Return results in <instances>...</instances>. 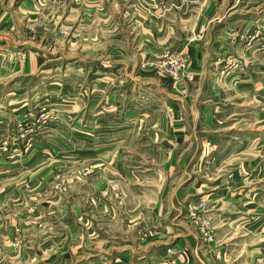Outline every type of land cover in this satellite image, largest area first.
I'll use <instances>...</instances> for the list:
<instances>
[{"label":"rangeland","instance_id":"1","mask_svg":"<svg viewBox=\"0 0 264 264\" xmlns=\"http://www.w3.org/2000/svg\"><path fill=\"white\" fill-rule=\"evenodd\" d=\"M126 1L0 0V264H264V0Z\"/></svg>","mask_w":264,"mask_h":264},{"label":"crops","instance_id":"2","mask_svg":"<svg viewBox=\"0 0 264 264\" xmlns=\"http://www.w3.org/2000/svg\"><path fill=\"white\" fill-rule=\"evenodd\" d=\"M92 1L100 2V0H89V2H92ZM150 1L151 0H127L126 1V2H128V4H127V17L130 16V18L126 24V27H128V29H130V30H127V32L129 33V36L133 37L134 40H137L139 42L143 41V40H149L152 36V33H167V32L182 33V31L188 33L189 31H193L192 25L194 26V24H193V16L194 15L192 13L183 12V13H181V15H179V14L172 15V16H175L174 17L175 24L174 23H168V21L170 19H168L167 17L170 18V15L166 16L165 19L160 18L158 21H155L154 19L152 20V18L147 13V11L150 10V8L148 9V7L150 6ZM164 1L169 4L175 0H164ZM111 4H113V3H111ZM107 5H108V3H105L106 7H107ZM111 9H113V8H111ZM212 13H213V9H212ZM159 16H161V15L159 14ZM155 17H156V15H155ZM176 18L178 19V22H176ZM187 26H189L191 28H188ZM95 29L97 32V28H95ZM189 39H192V36L189 37ZM197 46H199V44L197 41H195L189 47L190 48H193V47L196 48ZM177 134H181V133H177ZM255 134L257 135V132ZM223 223H225V221H223ZM132 244L134 245V242H132ZM126 246L129 248H121L120 249V252H125V253H121L122 255L120 256L122 258V261L120 262L121 264H124L127 262V260H125L124 256H129V253L132 252L131 245L127 244ZM196 247H197V245H196ZM198 253H199V250H198ZM198 253H195V255H196L195 257L197 258V260L199 259ZM142 255H143V258H146V256H148V257L151 256V253H150V251H146ZM198 261H200V259ZM117 262H118V259L113 264H118Z\"/></svg>","mask_w":264,"mask_h":264}]
</instances>
